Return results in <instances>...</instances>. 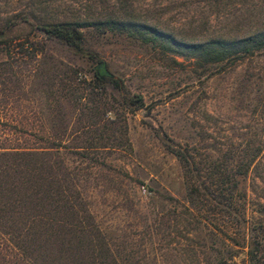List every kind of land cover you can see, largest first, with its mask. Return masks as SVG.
Returning a JSON list of instances; mask_svg holds the SVG:
<instances>
[{
	"label": "rangeland",
	"instance_id": "1",
	"mask_svg": "<svg viewBox=\"0 0 264 264\" xmlns=\"http://www.w3.org/2000/svg\"><path fill=\"white\" fill-rule=\"evenodd\" d=\"M106 15H130L187 42L239 39L264 29V0H0V27L14 25L19 40L42 48L2 79L13 91L7 120L61 146L59 160L106 242L87 251L72 242L69 254L60 250L68 237L51 243L42 235V264H92V253H111L115 264H249L251 248L264 264V49L232 68H200L126 33L87 26L90 59L48 39L32 18ZM101 62L143 107L95 80ZM163 140L194 151L205 169L216 163L232 172L257 152L231 178L233 209L189 207L180 163Z\"/></svg>",
	"mask_w": 264,
	"mask_h": 264
},
{
	"label": "trees",
	"instance_id": "2",
	"mask_svg": "<svg viewBox=\"0 0 264 264\" xmlns=\"http://www.w3.org/2000/svg\"><path fill=\"white\" fill-rule=\"evenodd\" d=\"M32 18L36 21L35 27L48 39H56L74 53L86 55L90 59H94V55L84 45L83 28L87 26L102 32L126 33L165 52L192 59L194 65L200 68L213 65L232 68L264 49V29L239 39L213 38L187 42L154 25L134 20L130 15H106L91 19H55L47 16ZM13 27L9 23L0 27V44H4L7 57L0 61V264H42L47 257L39 243L42 235L48 236L44 240L51 243L68 237L67 245L61 246L60 250L69 254H72L73 249L76 250L72 247V242H77L78 247L83 246L86 251L94 244L106 242L96 229L91 215L83 207L85 202L80 193L73 188L74 184L70 180L72 175L59 160L61 146L55 140L39 137L20 128L16 121L7 120L8 102L13 91L7 87L6 80L2 79L8 78L12 73L14 62L36 60L42 52V48L28 37L19 40L21 36L15 33ZM13 33L15 34L12 35ZM15 40L18 41L14 43ZM39 68H42V64ZM95 80L99 83H112L123 93L126 105L143 107V97L140 94L128 96L124 83L111 77L102 62L96 66ZM100 122L101 120L95 124ZM27 136H32L33 142L30 143ZM163 145L179 161L186 187L185 199L189 207L196 210L206 205H212L213 210L219 207L224 210L231 208L233 192L237 188V183L231 178L244 174L257 154L252 153L247 162L240 163L232 172L222 165L212 164L207 168L210 170V182L207 185L202 180L206 166L196 159L194 151L172 145L165 140ZM83 149L87 150L85 147ZM60 233L64 235L60 236ZM254 250L256 249L251 248L247 252L249 264L257 263ZM48 258L54 260L53 257ZM87 259L92 264H115V257L111 253L102 260H98L92 253Z\"/></svg>",
	"mask_w": 264,
	"mask_h": 264
}]
</instances>
